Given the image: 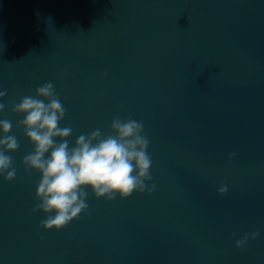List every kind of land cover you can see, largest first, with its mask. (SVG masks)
I'll return each instance as SVG.
<instances>
[{
  "label": "water",
  "instance_id": "obj_1",
  "mask_svg": "<svg viewBox=\"0 0 264 264\" xmlns=\"http://www.w3.org/2000/svg\"><path fill=\"white\" fill-rule=\"evenodd\" d=\"M47 82L70 148L143 122L154 192L87 187V213L41 226L12 105ZM0 91L20 145L16 178L0 175V264H264V0H0Z\"/></svg>",
  "mask_w": 264,
  "mask_h": 264
},
{
  "label": "clouds",
  "instance_id": "obj_2",
  "mask_svg": "<svg viewBox=\"0 0 264 264\" xmlns=\"http://www.w3.org/2000/svg\"><path fill=\"white\" fill-rule=\"evenodd\" d=\"M6 95V91H0V99ZM5 108L6 105L0 103V112ZM12 112L25 114L17 126H24L25 135L34 145L33 151L23 158L25 171L35 169L42 173L36 192L37 204L32 211L43 210L49 214L41 222L45 229L59 230L78 219L82 212L87 213V187H91L97 198L104 197L108 201L115 200L117 193L125 199L136 191L144 193L147 190L151 194L156 190L154 183L151 187L145 183L153 178L150 175L152 158L147 151L150 141L144 134L142 121L114 118L113 134L102 135L99 129L81 134L70 148L66 138L73 130L70 126H59L66 109L51 82L39 86L35 97L25 96L20 103L13 104ZM12 127L8 119L0 120L4 134L0 138V175L7 181L16 178V169L12 157L6 153L20 146L14 135H8ZM57 137L61 138L60 142L55 139ZM235 155L230 153L229 159ZM227 191L226 185L218 190L220 195ZM258 236V232L251 233L252 239ZM248 238L246 233L236 240V246L243 249Z\"/></svg>",
  "mask_w": 264,
  "mask_h": 264
}]
</instances>
